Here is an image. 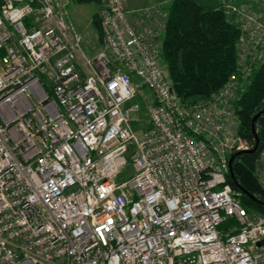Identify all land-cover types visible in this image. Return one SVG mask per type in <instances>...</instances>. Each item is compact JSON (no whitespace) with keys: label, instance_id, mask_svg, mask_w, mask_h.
I'll return each instance as SVG.
<instances>
[{"label":"built area","instance_id":"obj_1","mask_svg":"<svg viewBox=\"0 0 264 264\" xmlns=\"http://www.w3.org/2000/svg\"><path fill=\"white\" fill-rule=\"evenodd\" d=\"M100 1L91 54L71 0H0V264H264V214L228 181L230 155L253 146L242 83L184 103L161 40L132 22L153 10ZM237 14L243 64L264 21ZM259 162L264 187V144Z\"/></svg>","mask_w":264,"mask_h":264},{"label":"trees","instance_id":"obj_2","mask_svg":"<svg viewBox=\"0 0 264 264\" xmlns=\"http://www.w3.org/2000/svg\"><path fill=\"white\" fill-rule=\"evenodd\" d=\"M225 7L222 4L212 8L195 0L168 2L162 57L174 89L186 104L209 99L228 83L232 75H236L243 85L236 101L239 132L253 145L252 120L264 108V47L259 48L261 57L248 62L246 59L243 64L240 62L238 44L244 33L234 20L235 14L231 19ZM242 65L251 69L245 78ZM256 127L260 137L258 150L234 159L233 176L229 174L228 181L244 207L250 212L264 214V187L256 175L260 166V149L264 144V112L258 117Z\"/></svg>","mask_w":264,"mask_h":264},{"label":"rangeland","instance_id":"obj_3","mask_svg":"<svg viewBox=\"0 0 264 264\" xmlns=\"http://www.w3.org/2000/svg\"><path fill=\"white\" fill-rule=\"evenodd\" d=\"M226 7L228 11V16L232 19V15L236 13L234 16V20L240 24L241 17L238 18V10H243L246 13L256 12L261 14V19L264 21V0H225ZM70 12L71 20L73 21L77 30L84 36L88 50L91 54H93L99 47L102 46V34L100 30L101 26V1L100 0H92L89 2H78L75 0H71V5L68 7ZM151 13H147L145 17H141L139 13L132 17V22L136 26H138L141 30H143L146 34L150 36H157L158 42H162L163 33H164V24L166 23V18L168 17V9L167 4L158 5L154 8ZM100 23V24H99ZM249 50L248 60L257 59L254 57L256 54H262L260 49L255 52V50ZM246 57V56H245ZM244 57V59H245ZM253 59V61H254ZM244 67V66H243ZM249 66H246L247 72H251ZM249 75V74H248ZM144 92L146 94H151V91L148 88H144ZM139 102L143 106V101L141 97H137L131 101V104ZM247 142H249L247 140ZM133 153L132 148L128 154L129 162L123 169V171L119 174L118 180L121 182L127 181L131 179L134 175V166L133 159L131 155ZM260 166H258L259 168ZM257 168V169H258Z\"/></svg>","mask_w":264,"mask_h":264},{"label":"crops","instance_id":"obj_4","mask_svg":"<svg viewBox=\"0 0 264 264\" xmlns=\"http://www.w3.org/2000/svg\"><path fill=\"white\" fill-rule=\"evenodd\" d=\"M171 0H124L126 7L132 11H140L146 8L156 7L158 5L167 4ZM198 3L209 6L212 8H218L222 4H225V0H195ZM226 5V4H225Z\"/></svg>","mask_w":264,"mask_h":264},{"label":"water","instance_id":"obj_5","mask_svg":"<svg viewBox=\"0 0 264 264\" xmlns=\"http://www.w3.org/2000/svg\"><path fill=\"white\" fill-rule=\"evenodd\" d=\"M264 112V108H262L254 117H253V120H252V133L254 135V144L253 146L250 148V149H247V150H240V151H236V152H233L231 155H230V158H229V167H230V174L233 176V161L234 159L243 154V153H247V152H255L258 150L259 146H260V137H259V134H258V131H257V127H256V121L258 119V117ZM249 196H253L252 194H250L249 192H246ZM254 197V196H253Z\"/></svg>","mask_w":264,"mask_h":264}]
</instances>
